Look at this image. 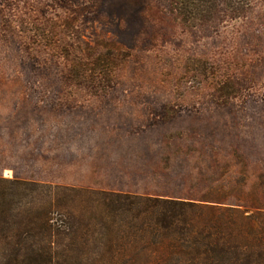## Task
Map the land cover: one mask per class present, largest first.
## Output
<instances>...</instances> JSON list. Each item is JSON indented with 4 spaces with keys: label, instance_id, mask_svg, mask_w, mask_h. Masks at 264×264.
Listing matches in <instances>:
<instances>
[{
    "label": "rangeland",
    "instance_id": "obj_1",
    "mask_svg": "<svg viewBox=\"0 0 264 264\" xmlns=\"http://www.w3.org/2000/svg\"><path fill=\"white\" fill-rule=\"evenodd\" d=\"M238 4L0 0V175L264 207V0Z\"/></svg>",
    "mask_w": 264,
    "mask_h": 264
},
{
    "label": "trees",
    "instance_id": "obj_2",
    "mask_svg": "<svg viewBox=\"0 0 264 264\" xmlns=\"http://www.w3.org/2000/svg\"><path fill=\"white\" fill-rule=\"evenodd\" d=\"M232 192L179 198L0 175V264H264L263 203L230 202Z\"/></svg>",
    "mask_w": 264,
    "mask_h": 264
},
{
    "label": "crops",
    "instance_id": "obj_3",
    "mask_svg": "<svg viewBox=\"0 0 264 264\" xmlns=\"http://www.w3.org/2000/svg\"><path fill=\"white\" fill-rule=\"evenodd\" d=\"M99 140H101V139H99ZM98 144H101V143H98ZM108 148H109V146H102L101 145V147H99V146H97L96 148H94V146H92V147H87L86 148V152H87V159H88V163L87 164H80V167L81 168H86V169H91V167H92V165L90 164V161L91 160H94V161H96V163H95V172H94V174H91V173H89L88 174V177L90 176V177H93V176H103V175H99V169H105V168H112V169H114V167L115 168H117V169H119L120 168V166L117 164V163H112L111 165H109V164H105V163H107L108 162V160L107 159H104V157H103V153L105 152V151H107L108 150ZM92 150V151H91ZM83 152L82 151H80V153H79V155H78V157H77V159H79L80 161H81V158L83 157V154H82ZM117 153H119L118 151H117ZM82 155V156H81ZM122 162H123V167H126V164H124L125 162H126V158H124V160H122ZM119 172L118 173H115V174H113V175H116V176H119ZM108 175V174H107ZM111 175V174H110ZM104 176H106V174L104 175ZM105 181L106 182H110V181H108V180H106L105 179ZM103 190H115V191H121V190H125L124 188H121V187H104V188H102ZM264 195V194H263Z\"/></svg>",
    "mask_w": 264,
    "mask_h": 264
}]
</instances>
